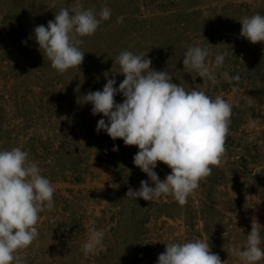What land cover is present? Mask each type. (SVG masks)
Segmentation results:
<instances>
[{"label": "rangeland", "instance_id": "1", "mask_svg": "<svg viewBox=\"0 0 264 264\" xmlns=\"http://www.w3.org/2000/svg\"><path fill=\"white\" fill-rule=\"evenodd\" d=\"M77 4L96 11L106 6L112 14L82 38V64L58 74L33 30ZM256 13L264 15V0H0V150L27 151L55 189L54 208L39 213V236L19 253L25 264H157L167 243L195 239L208 242L225 264H244L231 250L246 241L253 216L264 225V42L241 37L239 22ZM196 45L209 47V64L216 53L225 54L218 84L184 68V53ZM122 51L145 54L151 68L167 71L186 90L198 88L232 104L226 153L183 206L172 195L152 202L126 196L148 179L138 168L133 182H125L138 148L112 140L126 153L116 164L107 147L111 138L97 133L100 118L83 104L91 88L85 70L102 90L120 71L115 58ZM223 71L240 80L229 84L219 77ZM115 79L118 87L124 76ZM123 99L115 96L117 103ZM64 132L73 136L69 147L81 161L78 169H64L72 161L53 163ZM154 171L161 180L171 173L161 162ZM93 226L107 229L106 251L85 256L82 246Z\"/></svg>", "mask_w": 264, "mask_h": 264}, {"label": "clouds", "instance_id": "2", "mask_svg": "<svg viewBox=\"0 0 264 264\" xmlns=\"http://www.w3.org/2000/svg\"><path fill=\"white\" fill-rule=\"evenodd\" d=\"M111 14L106 6L99 11L79 4L62 7L47 26L34 27L33 37L51 67L63 74L82 64L85 56L80 48L82 38L93 35ZM117 20L120 22L122 17ZM239 22L241 37L252 44L264 42V15L244 16ZM210 55L213 54L207 46H189L182 63L189 73L195 71L203 82L216 85L220 82L216 70L222 68L225 54L216 53L209 64L206 61ZM115 62L120 71H113L112 78L106 75L102 90L89 91L82 97L83 104L92 105V115L102 114L106 118L98 120L97 133L103 130L112 140L122 139L125 146L138 148L133 162L148 179L140 182L138 190L129 187L126 196L152 202L163 195H172L183 206L226 153L232 104L221 96L213 99L198 88L186 90L180 83H174L167 71L151 68V59L143 53L122 51ZM116 74L124 76L118 87H114ZM219 77L229 84L240 80L239 75L231 76L227 71L220 72ZM118 93L124 98L122 103L115 100ZM112 150L118 151V147L113 146ZM28 156L20 147L0 150V264H25L19 253L39 236L36 227L39 213L54 208L55 189ZM158 162L171 169L163 180L154 171ZM262 230L264 225L253 216L246 241L231 250L244 264H258L264 259ZM106 232L107 229L89 228L82 246L85 256L106 251L103 243ZM157 264H225V261L211 251L208 242L195 239L167 243Z\"/></svg>", "mask_w": 264, "mask_h": 264}, {"label": "trees", "instance_id": "3", "mask_svg": "<svg viewBox=\"0 0 264 264\" xmlns=\"http://www.w3.org/2000/svg\"><path fill=\"white\" fill-rule=\"evenodd\" d=\"M85 73H89V75L91 76L90 79H91V88H90V91H97V90H101L100 88V84L98 83V80L96 78V76L94 74H90V71L88 70H85ZM95 117H98V118H104L102 116V114L100 115H95ZM106 119V118H104ZM73 129V128H72ZM73 137V136H71ZM71 137L69 136L68 132H64V136H63V139L61 140V142L59 143V146H57V148L54 150L53 152V163H56L58 160H64L66 163H69L72 161L73 165H67L64 167L65 168H68V169H78V165L79 163H81V161L79 160L78 157H76V159L74 158V154L72 152V148L69 147V143L71 142ZM113 146H115V144L112 142V139H110V142L108 143L107 147L109 149V154H111L112 156H115L114 158H112L116 164H119L123 161H125V157H126V153H125V150L122 149L121 147L118 148V151L120 153L118 154H115L116 151H113ZM118 147V146H116ZM74 160H73V159ZM69 160V161H68ZM121 160V162H119ZM132 163V164H131ZM130 164H131V171H128L127 173V178L125 180V182L127 181H132V177L134 174H138V167H136L134 165V162L132 161ZM62 167V166H61ZM77 171V170H75ZM79 171V170H78ZM76 182H80L81 181V175L78 176V178H76Z\"/></svg>", "mask_w": 264, "mask_h": 264}]
</instances>
